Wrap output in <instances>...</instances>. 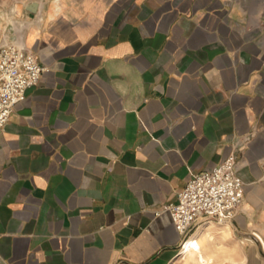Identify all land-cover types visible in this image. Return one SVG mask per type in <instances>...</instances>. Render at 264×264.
Instances as JSON below:
<instances>
[{
  "label": "crops",
  "instance_id": "crops-1",
  "mask_svg": "<svg viewBox=\"0 0 264 264\" xmlns=\"http://www.w3.org/2000/svg\"><path fill=\"white\" fill-rule=\"evenodd\" d=\"M32 1L2 42L45 72L0 135V264H172L192 239L264 264V0ZM232 155L234 220L156 215Z\"/></svg>",
  "mask_w": 264,
  "mask_h": 264
},
{
  "label": "built area",
  "instance_id": "built-area-1",
  "mask_svg": "<svg viewBox=\"0 0 264 264\" xmlns=\"http://www.w3.org/2000/svg\"><path fill=\"white\" fill-rule=\"evenodd\" d=\"M44 72L32 50L16 41L0 43V135L17 106L26 100L27 90L39 84ZM244 164L232 155L212 169L194 174L178 193L177 202L156 215L168 213L184 236L197 223L231 222L245 204Z\"/></svg>",
  "mask_w": 264,
  "mask_h": 264
},
{
  "label": "rangeland",
  "instance_id": "rangeland-1",
  "mask_svg": "<svg viewBox=\"0 0 264 264\" xmlns=\"http://www.w3.org/2000/svg\"><path fill=\"white\" fill-rule=\"evenodd\" d=\"M11 1H12V6L10 10L6 11L3 7H0V43L7 41V38L9 36L8 32L10 31V26L13 22V19L15 17L17 18L20 17L19 15L15 14L16 7L20 4L23 3L25 4L28 1H31L30 4H32L33 2H37L32 0H11ZM52 1L54 3L55 14L58 16L61 15L63 11L62 0H52ZM239 160H243V159L241 158ZM213 259L216 261L217 258L214 257ZM172 264H215V263L212 262L209 263L207 258L202 257V246H199L198 250L190 251L186 256L180 255Z\"/></svg>",
  "mask_w": 264,
  "mask_h": 264
},
{
  "label": "bare ground",
  "instance_id": "bare-ground-1",
  "mask_svg": "<svg viewBox=\"0 0 264 264\" xmlns=\"http://www.w3.org/2000/svg\"><path fill=\"white\" fill-rule=\"evenodd\" d=\"M200 246V242L198 239L190 240L185 246L184 250L181 253V256H186L190 251L198 250Z\"/></svg>",
  "mask_w": 264,
  "mask_h": 264
},
{
  "label": "water",
  "instance_id": "water-1",
  "mask_svg": "<svg viewBox=\"0 0 264 264\" xmlns=\"http://www.w3.org/2000/svg\"><path fill=\"white\" fill-rule=\"evenodd\" d=\"M28 11L32 12V13H36L39 9V3L38 2H33L32 4H30L28 6Z\"/></svg>",
  "mask_w": 264,
  "mask_h": 264
}]
</instances>
